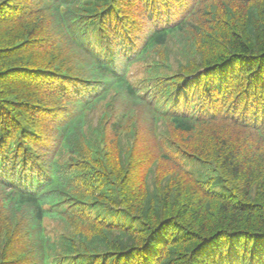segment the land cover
<instances>
[{"label":"trees","instance_id":"16d2710c","mask_svg":"<svg viewBox=\"0 0 264 264\" xmlns=\"http://www.w3.org/2000/svg\"><path fill=\"white\" fill-rule=\"evenodd\" d=\"M0 264H264V0H0Z\"/></svg>","mask_w":264,"mask_h":264},{"label":"rangeland","instance_id":"374dc122","mask_svg":"<svg viewBox=\"0 0 264 264\" xmlns=\"http://www.w3.org/2000/svg\"><path fill=\"white\" fill-rule=\"evenodd\" d=\"M131 74H132V80L134 82H138L140 81L142 78H145L147 73L144 72V66L141 63H136L131 67ZM100 110H104V106L101 105L100 106ZM93 120L95 119L94 115L92 116ZM94 121H92V123H94ZM87 129H90L88 126L86 127ZM52 221V223L54 224V227L56 230H64L66 231V228H63V222L61 219L59 218H54V219H50ZM136 225V224H135Z\"/></svg>","mask_w":264,"mask_h":264}]
</instances>
